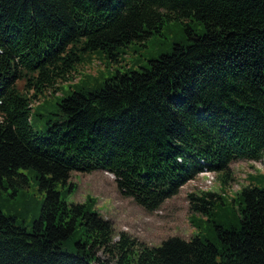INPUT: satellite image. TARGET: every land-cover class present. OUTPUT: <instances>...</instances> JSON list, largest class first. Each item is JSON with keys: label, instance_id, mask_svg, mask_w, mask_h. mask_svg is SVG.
I'll return each instance as SVG.
<instances>
[{"label": "trees", "instance_id": "1", "mask_svg": "<svg viewBox=\"0 0 264 264\" xmlns=\"http://www.w3.org/2000/svg\"><path fill=\"white\" fill-rule=\"evenodd\" d=\"M192 18L205 28H187L192 42L168 43L142 71L70 91L46 130L33 129L35 101L70 82L85 54L116 61L168 20ZM263 158L264 0H0V189L15 195L33 171L45 192L30 227L0 207V264H106L100 251L115 264H264V174L229 202L238 225L214 221L225 194L191 193L192 224L206 218L216 239L157 247L125 233L114 242L95 199L69 204L59 190L74 191V172L104 171L154 212L205 170L227 186L232 163Z\"/></svg>", "mask_w": 264, "mask_h": 264}, {"label": "rangeland", "instance_id": "2", "mask_svg": "<svg viewBox=\"0 0 264 264\" xmlns=\"http://www.w3.org/2000/svg\"><path fill=\"white\" fill-rule=\"evenodd\" d=\"M188 27L198 35L205 31L204 26L194 18L173 19L168 20L163 29L150 39L125 49L116 61L101 52L85 54L77 67V72L72 74L70 82H61L63 84L60 85L61 89L53 96H49L50 91H47L45 97L41 96L39 102L35 101L33 107L37 115L32 122L33 129L40 133L46 130L48 117L55 111L58 99L70 91L81 87L97 89L104 80L114 77L117 72L126 74L130 70L142 71L150 60L168 53L172 43L185 40L192 42L190 39L193 37L190 35L192 33L186 31ZM231 168L233 180L227 186L221 185L218 176L214 182V178H206L201 174L187 183L177 196L167 200L154 212H149L132 199L124 197L117 188L115 177L104 171H95L91 174L74 172L68 184L75 186L74 191H67L68 187L62 186H59V190L69 204L85 203L88 198L95 199V209L113 225L114 242L120 240L121 233L127 234L137 246L145 244L149 247H157L171 237L190 240L194 235L213 241L216 239L213 223H208L206 218L201 217L204 221L199 223L197 228L192 224L193 216L188 195L200 192L225 194L227 206H220L214 221L222 226H227L229 223L238 225L239 206L229 202L249 186L250 175L264 174V158L260 162L236 161L232 163ZM26 174L30 176L29 186L19 189L15 195L11 187L0 189V207L6 215L16 216L20 224L30 227L32 221L40 216L45 192L39 189L33 171H27ZM258 186L262 184L258 183ZM97 256L106 264L116 263L117 257L110 254L105 255L100 251L97 252Z\"/></svg>", "mask_w": 264, "mask_h": 264}, {"label": "bare ground", "instance_id": "3", "mask_svg": "<svg viewBox=\"0 0 264 264\" xmlns=\"http://www.w3.org/2000/svg\"><path fill=\"white\" fill-rule=\"evenodd\" d=\"M207 177H212L214 178L213 174H205Z\"/></svg>", "mask_w": 264, "mask_h": 264}]
</instances>
